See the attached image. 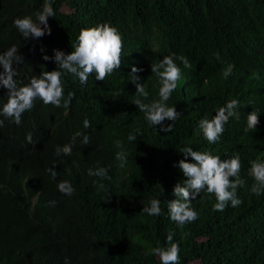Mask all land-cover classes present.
Segmentation results:
<instances>
[{
  "label": "trees",
  "instance_id": "16d2710c",
  "mask_svg": "<svg viewBox=\"0 0 264 264\" xmlns=\"http://www.w3.org/2000/svg\"><path fill=\"white\" fill-rule=\"evenodd\" d=\"M43 3L0 0V53L15 44L24 57L18 84L55 70V61L42 57H53V49L69 54L80 30L98 23L118 29L123 61L104 81L93 74L81 85L76 75H65V97L75 92L68 109L38 100L19 126L0 116V264H160L151 250L165 246L169 232L180 246V264H264V193L250 192L254 181L248 175L253 159L264 160V0H53L51 34L24 39L14 20L35 18ZM171 53L186 56L192 69L176 61L181 79L167 103L180 117L165 133L132 103L136 89L128 75L131 67L142 68L139 82L149 100L158 99L151 64ZM224 62L235 65L226 79ZM6 97L0 86V107ZM234 98L241 104L239 121L230 118L220 140L209 144L199 120ZM252 110L259 111V124L245 132ZM84 119L90 128H83ZM136 128L141 134L130 142ZM77 131L88 134L90 143L82 145L78 137L70 156L57 157L55 148ZM185 146L222 160L239 153L245 181L237 189L239 206L216 211L215 196L202 192L192 201L196 221L178 226L170 219L163 201L174 199V186L187 179L174 166L184 159ZM118 151L128 152L123 168L115 160ZM97 165H111L110 181L87 174ZM49 167L59 173L56 180ZM61 180L73 184V196L58 191ZM153 198L162 201L159 217L142 212ZM52 200L55 207L48 204Z\"/></svg>",
  "mask_w": 264,
  "mask_h": 264
},
{
  "label": "clouds",
  "instance_id": "9594fccd",
  "mask_svg": "<svg viewBox=\"0 0 264 264\" xmlns=\"http://www.w3.org/2000/svg\"><path fill=\"white\" fill-rule=\"evenodd\" d=\"M52 4L53 0H44L41 9L34 14L35 18L25 15L14 20V26L24 39L30 37L38 39L45 34H51L48 18L55 16ZM71 48L72 51L69 54L53 49V57L44 55L42 58L45 61L50 59L55 61V70L41 71L39 75H33L25 84H18L16 79L20 74L17 66L24 63V57L18 54L17 45L13 44L0 53V69H2L0 71V86L7 90L6 102L0 107V116L19 126L22 122V115L33 110L38 100L42 101L44 105L51 104L56 108L68 109L75 97V92L69 91L65 97V75H76L80 84L84 85L87 84L90 75L94 74L97 81H104L107 76L122 65L123 40L118 29L110 23H98L94 27L81 29ZM43 51L44 49L41 48V52ZM215 55L216 59L219 60V54L216 53ZM176 61H180L184 68L192 69V64L186 56L175 53L166 55L157 63L151 64V73L157 76L160 84L158 99L149 100V92L144 83L139 82L141 77L137 73L142 72V68L131 67L128 75V80L135 85L136 89V99L132 103L140 112L144 113V118L151 127L159 125L160 131L165 133L171 132L175 121L180 117V113L175 107L169 106L167 103L181 79V68ZM224 63L226 66L222 75L226 79L233 73L235 65L228 62ZM116 96H120V93L118 92ZM240 107V101L234 98L226 102L224 106L218 107L215 115L211 118L205 114L198 122V130L202 133L203 138L209 144L217 143L225 131V124L229 119L239 121ZM259 115L258 110H252L247 114L245 132L256 130V126L259 124ZM166 120L172 123L165 126ZM0 127H4L3 119H0ZM90 127V121L84 119L83 128L88 129ZM140 134L141 129L136 128L134 132L128 134L127 139L130 142H135ZM78 137L81 138L82 145L87 146L90 143L88 134L77 131L69 143L55 148V155L57 157L61 155L70 156ZM27 143H33L31 133L27 136ZM117 147H121L119 142H117ZM180 153L184 159L179 160L178 165L174 166H178L187 179L174 186L172 193L174 199L163 201L167 204L169 217L173 222L178 226H184L198 219L199 213L193 208L192 201L202 192L215 196L216 203L213 207L216 211H224L229 204L235 208L242 203L237 194V189L243 187L245 181L239 175L241 158L238 152L223 160L219 155H214L207 149L196 151L190 146L183 147ZM127 157V151L116 152L117 166L123 168L127 164ZM188 157H191L193 162H188ZM110 167L111 165L108 167L97 165L95 169H88L87 174L98 177L102 181H110L112 179L109 175ZM47 171L51 178L56 180L59 173L52 167H49ZM248 175L254 181L250 192L257 196L264 193V160L253 159L250 162ZM99 187L103 189L104 184L100 183ZM57 188L60 193L69 197L76 192L69 180L59 181ZM161 191L163 192L162 188ZM57 203L56 200L48 202L51 207H55ZM161 203L160 199L153 198L150 200V206L143 207L142 212L149 216L159 217L162 214ZM151 252L159 258L160 264H180V246L173 242L172 232L167 235L165 246L154 247ZM65 264H69L67 259H65Z\"/></svg>",
  "mask_w": 264,
  "mask_h": 264
}]
</instances>
